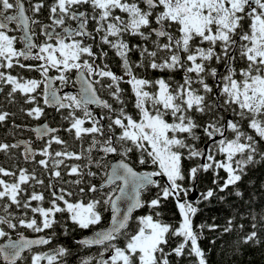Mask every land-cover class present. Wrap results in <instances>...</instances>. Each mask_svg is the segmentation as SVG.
<instances>
[{
    "label": "snow or ice",
    "instance_id": "obj_1",
    "mask_svg": "<svg viewBox=\"0 0 264 264\" xmlns=\"http://www.w3.org/2000/svg\"><path fill=\"white\" fill-rule=\"evenodd\" d=\"M45 7V0L35 3L32 0H0V69H12L18 65L30 71H40L45 78L24 80L0 70V84L10 86L8 97L12 98L19 92L25 96V102L34 103L37 99L34 94L43 83L41 94L45 105L55 107L57 111L71 110L65 117L70 121L66 131L74 132L78 140L91 136L88 148H82L79 153L67 150L53 153L50 151L53 143L67 149V142L57 135L59 129L50 128L47 124L34 129L38 139L49 137L39 150L44 158L37 163L54 177H61L59 167L64 164L69 169L68 175L78 177L67 183L80 186L85 175L96 176L97 173L91 170L93 166L110 170L103 172L105 179L100 188L88 183L74 193L62 187L59 194L51 192L49 206L44 207V194L28 191L34 188L30 181L44 184L34 171L29 173L27 169H20L17 177L16 172L0 167V201L5 202L3 210L6 213L0 216V240L6 241L0 243V260L4 264H23L29 259L30 264H42L43 261L58 264L61 257L68 254V249L60 247L26 257L25 250L31 252L33 245L50 244L51 238L29 239L23 232H16L17 238L13 239V231L26 228L36 233L43 232L58 223L55 219L57 213L65 212L81 229H88L99 225L103 219L102 212L110 207L109 227L78 242L85 246L103 247L96 264H173L170 260L173 254L176 257H194L195 264H207L192 224L197 208L184 199L188 190L181 183L185 180L182 161L185 150L188 159L203 155L188 142L189 138L200 139L196 131L201 127L215 150L207 155L208 163L190 169L191 179L194 180L200 170L223 169L228 174L220 189L223 191L241 181L246 167L259 162L257 156L264 161V0H52L47 8L53 31H47L49 26H45L48 41L37 45L33 26L40 23L36 17ZM29 11L31 16L27 14ZM68 21L76 22L75 26ZM90 21L95 25L92 31L88 27ZM13 23L17 27L10 29ZM57 27L62 30L55 32ZM21 28L23 36L10 34ZM126 34L139 37L145 44L151 41L153 50L144 45L130 46L125 40ZM97 35L102 45L115 50L120 57L124 76H117L106 64L104 67L96 64L97 53L91 44L85 43L84 38L95 41ZM153 35L155 39H152ZM18 40L24 42L21 49L16 47ZM34 49L38 51L34 52ZM133 51H138L141 58L135 65L129 60V53ZM160 53L165 55L160 56ZM100 55L107 57L108 53L101 50ZM85 56L89 59H84ZM21 57L41 63L25 65L20 62ZM145 60L148 61L147 67L161 72L183 70V81L138 77L133 68L145 66ZM213 62L224 70L213 67ZM50 69H55L59 75L50 77ZM73 70L78 73L79 91L60 95L59 90L52 86L53 80L64 84ZM96 77L110 81L107 87L120 105L118 109L97 94L96 85L100 80ZM208 78H212V84ZM122 82L129 84L134 94L135 118L126 111L127 105L121 98L125 91L120 87ZM3 91L4 88L0 87V92ZM92 104L114 115L97 117L89 109ZM77 110L83 113L82 117L76 115ZM218 112L231 113L233 118L226 119L217 115ZM197 113L211 115L215 119L202 126L195 118ZM43 114L44 109L39 106L28 111V115L36 119ZM9 116V112L0 111V123ZM86 121L90 126H85ZM22 143L25 144V159L34 160L31 141ZM19 146L0 143V151L7 152ZM94 150L103 155L94 158L91 155ZM85 153L86 164H65L66 159L81 160ZM133 153L138 154L139 165H151L154 170H136L129 162ZM217 154L223 155L224 159L217 160ZM109 156H115L116 162L105 164ZM3 177L15 179L10 182ZM154 177H166L167 183L161 187ZM150 185L160 190L156 198L147 202L148 206L157 209L162 200L172 198L182 219L178 227H173L160 218V212H156L155 215L137 217L136 229L130 232L132 213L144 207L141 195ZM105 187L107 191H104ZM97 192H103L100 199L93 198L87 202L82 198L70 199L74 195L83 197ZM213 195L210 189L204 194V199ZM32 201L41 203L33 206ZM13 206L26 211L21 217H16L10 211ZM27 210L34 215L28 217ZM35 214H39V222ZM252 228L253 231L243 239L246 244L260 243L255 223ZM172 237L182 238L181 242L166 252L165 247ZM121 239L123 246L119 244ZM93 260L95 257H87L81 264H93Z\"/></svg>",
    "mask_w": 264,
    "mask_h": 264
},
{
    "label": "trees",
    "instance_id": "obj_2",
    "mask_svg": "<svg viewBox=\"0 0 264 264\" xmlns=\"http://www.w3.org/2000/svg\"><path fill=\"white\" fill-rule=\"evenodd\" d=\"M32 2L35 3L37 0H32ZM51 3L52 0H45L46 7L37 14L36 18L39 19L40 23L49 20L50 14L47 5H50ZM29 14L30 16L32 15L30 11ZM91 42L95 44V52L99 58L101 57V50L108 53L107 57H101L103 58V65H101L104 66L106 64L114 73L118 72V68L114 66L115 56L112 49L107 45H102L98 40H91ZM20 61H22V57L20 58ZM35 61L36 60H27L23 64L32 65ZM8 72L14 76L21 77L24 80L37 79L41 74L40 71H30L27 67L21 68L18 65H15L12 69H6V73ZM181 80L183 81V77H181ZM103 83L102 89L98 92L102 95H106L108 99H111L112 96L107 87L110 81L107 78H103ZM0 87L4 88V91L0 92V111L3 110L10 113L5 124L1 126L0 123V130L11 133L15 130L12 123L30 119L31 117L28 115V111L36 106L42 107L43 101L41 97H37L34 103H27L25 102V96L19 92H17L14 97L10 98L7 95L10 91V86L2 84ZM40 91L41 89L37 90L38 93ZM126 94L129 95L128 92H126ZM130 96L132 97V101L127 104L126 111L135 118L137 114L136 109L134 108L135 97L131 92ZM63 113L67 116L68 110L65 109ZM225 113L226 112H218L217 115L225 116ZM58 116L63 115L56 112V117ZM50 117L53 120V117ZM195 118L202 126L209 122V120L215 119L214 116H201L198 113L195 115ZM56 124L62 126V129H60L59 132L66 131L65 124ZM248 131L251 132L250 129ZM196 134L200 137L199 140L207 138L203 133L202 127L197 129ZM60 136L64 139L63 134L60 133ZM199 140H192L189 138L188 142L197 146ZM87 143L88 145L91 143V136H88ZM70 147L71 145L68 143L67 149L62 145L56 144V151L68 150ZM130 156L134 163H136L138 154L133 153L130 154ZM184 156L185 158L182 161V165L185 180L181 183L190 194L191 185L197 181V188L200 191V195L196 200H189L188 202L192 203L193 206L197 208L195 216L192 217V224L194 231L198 235L199 246L205 253L207 264H264V219H262L264 218V161H260L259 156H257V161L259 162L246 167L245 174L242 176L240 182L221 191L220 189L228 175L225 170L211 168L208 171L200 170L197 172L196 178L193 180L189 176L190 169L208 163L207 157L205 162H202L201 156L188 159L186 150ZM222 159H224V156L217 154V160ZM148 167L153 168L151 165H148ZM158 181L160 182L161 187L167 183V181L162 179ZM210 189L214 192L213 197L204 199V194ZM159 190L160 189L155 186H150L145 189L143 193L145 205L135 213L129 221L128 230L130 232H134L136 229L138 223L137 217L149 214L155 215L156 212L161 213L160 218L164 222L173 227L179 226L182 217L179 214L174 199L169 198L167 201L162 200L161 206L157 209H152L148 206L147 202L156 198V194ZM237 193H242V195H238ZM181 195L183 196V193ZM188 197L189 195H186L187 199H189ZM253 217H255V219H253ZM229 221H231V224ZM253 223L256 224L255 231H257L260 243L249 242L246 244L243 242V239L253 231ZM240 225H243V228H241ZM228 228L231 230L225 231V229ZM181 239L182 238L179 237L170 238L169 244L165 247V251L168 252L176 247L177 244L181 242ZM123 243L124 241L121 239L119 241L120 246H123ZM170 260L173 264H195V258L187 255L176 257L175 254H173L172 257H170Z\"/></svg>",
    "mask_w": 264,
    "mask_h": 264
},
{
    "label": "flooded vegetation",
    "instance_id": "obj_3",
    "mask_svg": "<svg viewBox=\"0 0 264 264\" xmlns=\"http://www.w3.org/2000/svg\"><path fill=\"white\" fill-rule=\"evenodd\" d=\"M117 14H119V13H117ZM67 23L71 24L72 26H75V24H76V22H74V21H68ZM51 24H52V21L49 19L47 21L39 23V25L33 26V31L35 32V36H34L35 43L37 45H41V44L45 43L46 41H48V36L45 35V32H44V26L45 25L51 26ZM16 27L17 26L15 23H13L12 25L9 26L10 29H15ZM88 27H89V30L92 31L93 28L95 27V25L93 22L90 21ZM60 29L61 28L57 27V28H55V31L60 30ZM20 33H21V30L10 32V34L16 35L18 37H20ZM94 35H95V33H94ZM84 39H85L86 44H91L93 46V51L95 52V48H94L95 44H93L90 39H87V38H84ZM152 39H155V35H153ZM96 40L99 41L98 35H97ZM125 40L129 43L130 46L144 45V46H147L150 51L153 50V46L151 44V41H148L147 44H145V41H143L139 37H132V36H129L127 34L125 35ZM49 42H52V41H49ZM22 46H23L22 41L18 40V42L16 44L17 49H21ZM33 51L36 52V51H38V49H34ZM112 51H113L114 56H115L114 66L116 68H118V72H115V73L117 76H124V71L122 68V61H121L120 57L115 54V50L112 49ZM164 55H165L164 53H160V56H164ZM101 57L99 58V56L97 55V59L95 62L100 67H104V66H102L103 65L102 64L103 58H101ZM83 58L89 59L87 56H85ZM140 59L141 58H140L138 51H133V52L129 53V60L134 65L136 63H139ZM29 61H34V59H29ZM20 62L22 64L25 62L23 57H22V61H20ZM37 62L38 61L36 60L35 63L32 65H37V64L41 63L40 61L38 63ZM147 63H148V61L145 60V66L139 67V68H136V67L133 68V71L135 72V74L138 77L149 79V80H156V79L163 77L166 80L171 78V80L173 82H182L181 77L184 76L183 70H177L175 72L165 70V71L161 72L159 70H154V69H151L150 67H147ZM212 66L218 67L220 71L224 70L222 68V66L216 65L214 62L212 64ZM238 66H241V65H238ZM0 70H3L6 72V69H0ZM48 75L55 77V76L59 75V73L55 69H50ZM124 78H125V80H127V76H125ZM96 79L100 80V83L96 85V88L98 89L97 92H98L100 89H102V86L104 83H103V79H101L99 77H96ZM37 80H45V78L42 76V73L37 77ZM208 82L210 84H212L213 83L212 78H208ZM0 85H2V84H0ZM52 85H53V87H55L59 90V93L61 95H63L64 93L75 94L77 92V90H74V89H76V87H78V89H79V87H80L79 82H78V73L75 70H73L71 73L68 74V80L66 83L62 84L59 80H53ZM173 86H175V83H173ZM43 87H44V84L42 83L41 87H40L41 91L39 93L37 92L34 94L37 97H41L42 101H43V96H42L41 92L43 90ZM120 87L125 90L124 93L122 94L121 98L125 101V104L127 105L132 101V97L130 96V92L132 93L131 86L127 83L122 82ZM99 92H98V94L101 97V99L107 100L110 104H112L114 109H118L120 107V105L114 100L113 97L111 99H108L106 95H102ZM126 92H128L129 95L126 94ZM41 108L44 109V114L39 119H36V118L30 116L31 117L30 119H27V120H24L21 122H15V123L13 122L12 126L15 128V130L11 133L4 131V130H0V143H7L9 145H12V144H19L20 145L17 148H10L7 152L0 151V167H3L9 171L16 172L17 177L19 175L20 169H27L29 171V173L34 171L37 178L43 180L44 184L39 185V184H36L35 181H30L29 183L34 185V188H29L28 191L31 192L34 190L37 193H43L45 196V200L43 202L44 207L49 206L48 201L52 198L51 192L55 191V187H58L59 190H60V188L63 187L67 190L73 191L74 193L78 192L79 187H86L88 183L95 184V185H97L98 188H100V186L104 184V179H105L103 176V172L109 171V168L97 169L93 166L91 170L97 173L96 176L89 177V176L85 175L83 178L84 183L80 186H76V185L67 183V181L75 180L78 177L68 175L67 173H68L69 169L66 168L64 164L60 165V167H59V170L61 172V177L56 178L51 174L50 171L44 169L42 166H40L37 163L40 159L44 158L40 155L39 150L45 146V143L49 139V137L46 136L43 139H38L36 132L31 127L33 125H35L36 123H38V122L41 123L45 120H48V122L50 123L51 126H58L59 131H60V129H62V126L57 125L56 123L65 124L66 129L70 126V121L68 119H65V117H67L69 115V112L71 111L70 109H66V110H68V115L65 116L63 113V111L65 109H60L59 111H57L55 107H50L48 105H45L44 102H43V106ZM89 109L97 117H99L100 115H105V116L114 115V114L109 113L107 109H103L101 107H98L95 104L89 105ZM56 112L61 113L63 116L56 117ZM76 115L82 117L83 113L80 110H77ZM50 116L53 117V120L51 119ZM224 117L226 119H231L232 115H231V113L226 112ZM5 122L6 121L2 122L1 126L3 124H5ZM107 122H108L107 120L104 121L105 124H107ZM85 126L86 127L90 126V122L86 121ZM59 131H58L57 135L60 136V133L63 134L64 140L69 145H71V147L67 151H74V152L79 153L82 148L83 149L88 148V146H89L87 143L88 136H85L83 138V140H78L75 138L74 132L69 133L65 130L61 131V132H59ZM216 139L219 140L220 137L217 136ZM24 141H31V147L33 149V152L35 153V159L34 160L31 158H29L27 160L25 159V153H24L25 144L22 143ZM205 144H208V152H207V155H208L210 153V151L211 152L214 151V145L212 144L211 141L208 140V138H206L204 140H199L196 148L200 147L201 145L203 146ZM50 151H52L53 153L56 152V144L55 143L52 144V148L50 149ZM91 155L94 158H99L103 155V153L99 152L98 150H94ZM114 159H116L115 156H109L107 158V160L104 161V163L108 164L109 162H111ZM129 162H131L135 168L140 169V170H145L148 168L154 170V168H151L148 166L144 167V166L139 165L137 161H136V163H134L133 159H131V156H129ZM86 163H87V153H85V157L79 161H77L75 159H66L65 160L66 165H72V164L84 165ZM138 166H141V167H138ZM84 171L87 172L88 170L84 169ZM3 178L5 180L10 181V182L13 179H15L14 177H3ZM161 179L167 181L166 177H159V180H161ZM150 186H148V187H150ZM107 190H108L107 187H105L104 191H107ZM144 191L142 192V198H143ZM102 195H103V192H97L94 194L89 193L83 197H77L76 195H74L70 199L74 200L77 198H82L87 202L89 199H93V198L100 199L102 197ZM143 201H144V199H143ZM0 202H1L0 216H3V215H6V213L3 210V204L5 202L4 201H0ZM40 203L41 202L32 201L33 206H38ZM59 203L61 204V206H63L62 202H59ZM105 207H107V206H105ZM139 210H137L135 213H137ZM10 211H12L16 217H21L26 210L23 208L17 209V208H15V206H13V208L10 209ZM111 213H112L111 208L107 207V210L102 212L103 219H102L101 223L99 225L91 226L88 229H81L77 224L73 223L71 221V219L69 218L68 213H66V212L65 213H57L55 219L58 221V223L54 224L52 228L45 229L43 232H40V233L33 232L31 229L18 228L17 230L13 231L12 238L13 239L17 238L16 232H23V234L29 239H35V238H38L40 236H44L45 238H49V237L51 238L50 244L33 245L31 252H28L27 250H25L24 255L26 257H30L31 255H33L37 252H50L52 249H58L60 247H64V248L68 249V254L66 256L61 257L58 264H81V261L87 257H95V260H93V264H95L96 260L99 259V253L101 251H103V247L99 246V245L85 246L83 244H80V243H78L79 237L84 235V234H88L90 232H93L94 230H96L98 228L106 226L110 221ZM27 214H28V217H32L34 215L30 210H27ZM35 215H36L38 222H39L41 219L39 217V214H35ZM4 242H6V241L0 240V243H4ZM106 255H107V253H106ZM0 264H4V262L2 260H0ZM23 264H30V259L24 261ZM42 264H47V261H43Z\"/></svg>",
    "mask_w": 264,
    "mask_h": 264
},
{
    "label": "water",
    "instance_id": "obj_4",
    "mask_svg": "<svg viewBox=\"0 0 264 264\" xmlns=\"http://www.w3.org/2000/svg\"><path fill=\"white\" fill-rule=\"evenodd\" d=\"M28 15H30L29 14V12L27 13ZM45 26H49L48 28H47V31H49V32H52L53 31V29H52V27L50 26V25H45ZM45 26H44V28H45ZM19 30H21V33H20V37L21 36H23V29L21 28V29H19ZM62 29H60V30H57V31H55V32H60ZM90 31V30H89ZM22 41V40H21ZM34 42H35V38H34ZM22 43H23V46H24V42L22 41ZM23 46H22V48H23ZM24 59V58H23ZM25 60V59H24ZM25 61H27V60H25ZM50 77H52L51 75H49ZM52 84H53V82H52ZM53 86V85H52ZM74 90H77V92L79 91V89H78V87H76V89H74ZM60 94V93H59ZM97 94H98V92H97ZM61 95V94H60ZM99 95V94H98ZM44 124H47L50 128H57V129H59V127L58 126H51L50 125V123L48 122V120H45V121H43V122H41V123H36L35 125H33L31 128L34 130V129H36V128H38V127H42ZM198 149L203 153V155L201 156L202 157V162H205L206 161V157H207V152H208V144H205V145H201L200 147H198ZM116 160H117V158L116 159H114V160H112L111 161V163H115L116 162ZM131 163V162H130ZM132 164V163H131ZM133 167H134V165H132ZM135 168V167H134ZM109 170H110V168H109ZM136 170H138V171H152V169H145V170H140V169H137L136 168ZM154 179H156V180H159V177H154ZM55 191L57 192V194H59V188L58 187H55ZM199 195H200V191L198 190V188H197V181H195L192 185H191V192H190V194H189V200H196L198 197H199ZM141 198H142V195H141ZM142 201H143V198H142ZM122 207V214H123V210H124V208H123V205L121 206ZM139 209H141V208H137V209H135L134 211H133V213H132V216H133V214L137 211V210H139ZM111 217H112V213H111ZM111 217H110V221H109V223L106 225V226H103V227H101V228H98V229H96V230H94L93 232H90V233H88V234H84V235H82V236H80L79 237V241H82V240H84V239H86V238H92L93 236H94V234L97 232V231H99V230H101V229H103V228H107V227H109V225H110V223H111ZM106 255V254H105ZM100 258V257H99ZM99 260V259H98ZM96 264V263H95Z\"/></svg>",
    "mask_w": 264,
    "mask_h": 264
},
{
    "label": "rangeland",
    "instance_id": "obj_5",
    "mask_svg": "<svg viewBox=\"0 0 264 264\" xmlns=\"http://www.w3.org/2000/svg\"><path fill=\"white\" fill-rule=\"evenodd\" d=\"M184 187V186H183ZM185 188V187H184ZM187 195H189V193L187 192ZM184 199L189 201V199L186 198V196H184Z\"/></svg>",
    "mask_w": 264,
    "mask_h": 264
}]
</instances>
